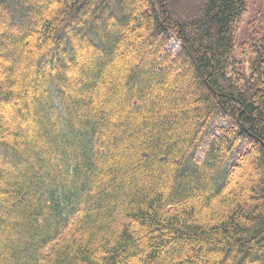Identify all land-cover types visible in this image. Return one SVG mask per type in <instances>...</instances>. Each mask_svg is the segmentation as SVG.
I'll return each mask as SVG.
<instances>
[{
	"label": "trees",
	"instance_id": "trees-1",
	"mask_svg": "<svg viewBox=\"0 0 264 264\" xmlns=\"http://www.w3.org/2000/svg\"><path fill=\"white\" fill-rule=\"evenodd\" d=\"M163 1L0 0V264H264V6Z\"/></svg>",
	"mask_w": 264,
	"mask_h": 264
},
{
	"label": "rangeland",
	"instance_id": "rangeland-1",
	"mask_svg": "<svg viewBox=\"0 0 264 264\" xmlns=\"http://www.w3.org/2000/svg\"><path fill=\"white\" fill-rule=\"evenodd\" d=\"M249 1V9L248 12L243 17L242 21L239 23V31L237 34V42H241L244 39V33H246L248 22L254 17V12L257 8H261L264 6V0H248ZM167 5L169 14L172 15L173 20H182L186 15H193L197 13L202 7L205 0H164ZM174 35L173 39L170 41L169 48L177 50L180 46V41ZM247 65H249L247 63Z\"/></svg>",
	"mask_w": 264,
	"mask_h": 264
}]
</instances>
